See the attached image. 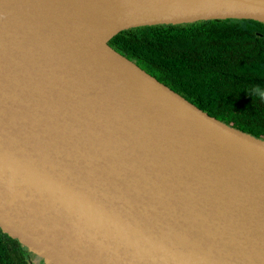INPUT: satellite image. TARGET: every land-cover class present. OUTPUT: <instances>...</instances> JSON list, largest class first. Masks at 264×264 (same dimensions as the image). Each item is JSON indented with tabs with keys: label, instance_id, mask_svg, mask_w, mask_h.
I'll return each mask as SVG.
<instances>
[{
	"label": "water",
	"instance_id": "95a60500",
	"mask_svg": "<svg viewBox=\"0 0 264 264\" xmlns=\"http://www.w3.org/2000/svg\"><path fill=\"white\" fill-rule=\"evenodd\" d=\"M264 24V0H0V229L45 264H264V139L110 46Z\"/></svg>",
	"mask_w": 264,
	"mask_h": 264
},
{
	"label": "trees",
	"instance_id": "16d2710c",
	"mask_svg": "<svg viewBox=\"0 0 264 264\" xmlns=\"http://www.w3.org/2000/svg\"><path fill=\"white\" fill-rule=\"evenodd\" d=\"M237 23L264 26L221 21L144 28L110 46L209 115L264 139V64L252 51L241 55L249 40L233 30ZM20 254L28 251L0 229V264H28Z\"/></svg>",
	"mask_w": 264,
	"mask_h": 264
},
{
	"label": "flooded vegetation",
	"instance_id": "af4514ba",
	"mask_svg": "<svg viewBox=\"0 0 264 264\" xmlns=\"http://www.w3.org/2000/svg\"><path fill=\"white\" fill-rule=\"evenodd\" d=\"M241 22H244V21H241ZM247 22L251 23L255 21H247ZM233 30L242 33L244 36V39L249 40L247 44V48L245 50L243 49L242 52H240L241 55H243L244 53L245 57H249L250 56L249 51H252L254 55L256 54V56L259 57L260 61H262L261 64H264V26L259 25V24H253V25H250L249 27L248 26L242 27L240 23H237V27L233 28ZM237 54H239L238 51H237ZM16 246L18 245L16 244ZM18 247L21 248L20 246ZM15 255H16V259L21 261L18 253H16ZM21 257L23 260L26 259V261H28V264H45L44 262H38L37 260L33 259L29 253L28 255H21Z\"/></svg>",
	"mask_w": 264,
	"mask_h": 264
},
{
	"label": "clouds",
	"instance_id": "9594fccd",
	"mask_svg": "<svg viewBox=\"0 0 264 264\" xmlns=\"http://www.w3.org/2000/svg\"><path fill=\"white\" fill-rule=\"evenodd\" d=\"M261 99H264V93H260Z\"/></svg>",
	"mask_w": 264,
	"mask_h": 264
}]
</instances>
